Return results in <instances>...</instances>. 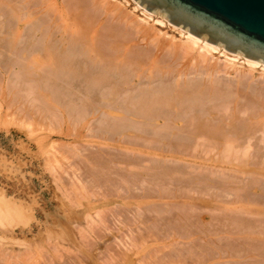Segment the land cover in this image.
<instances>
[{
	"label": "rangeland",
	"instance_id": "374dc122",
	"mask_svg": "<svg viewBox=\"0 0 264 264\" xmlns=\"http://www.w3.org/2000/svg\"><path fill=\"white\" fill-rule=\"evenodd\" d=\"M29 27L22 43L37 44ZM3 44L0 34V185L34 218L15 230L19 244L0 242V264H264L262 131L251 159L224 163L183 128H118L81 111L101 102L68 96L78 82L28 78ZM219 74L264 91V75Z\"/></svg>",
	"mask_w": 264,
	"mask_h": 264
},
{
	"label": "bare ground",
	"instance_id": "6f19581e",
	"mask_svg": "<svg viewBox=\"0 0 264 264\" xmlns=\"http://www.w3.org/2000/svg\"><path fill=\"white\" fill-rule=\"evenodd\" d=\"M31 1L0 0L2 47L18 54L28 78L78 82L68 96L101 102L87 101L81 111L117 118L112 125L118 128H183L202 139L198 149L218 148L220 161L252 158L249 140L258 131L264 138V91L219 73L257 77L264 64L204 41L134 0H38V7ZM28 26L37 44L22 43ZM19 118L26 126L32 122ZM54 122L49 119L50 128H60ZM33 218L26 201L0 185V242L19 244L15 230ZM55 232L46 226L43 236Z\"/></svg>",
	"mask_w": 264,
	"mask_h": 264
},
{
	"label": "water",
	"instance_id": "95a60500",
	"mask_svg": "<svg viewBox=\"0 0 264 264\" xmlns=\"http://www.w3.org/2000/svg\"><path fill=\"white\" fill-rule=\"evenodd\" d=\"M192 35L264 64V0H134Z\"/></svg>",
	"mask_w": 264,
	"mask_h": 264
}]
</instances>
